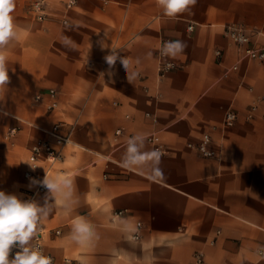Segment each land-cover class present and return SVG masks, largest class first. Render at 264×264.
<instances>
[{"label": "crops", "instance_id": "1", "mask_svg": "<svg viewBox=\"0 0 264 264\" xmlns=\"http://www.w3.org/2000/svg\"><path fill=\"white\" fill-rule=\"evenodd\" d=\"M33 1L16 0L20 36L5 46L10 82L0 91V110L9 115H0V190L21 197L29 188L23 172L30 145L52 139L48 128L59 122L68 140L47 173L72 178L74 189L67 207L50 192L37 202L51 208L41 220L44 251L58 264L65 257L81 264H145L148 257L152 264H189L196 251L203 257L198 264H264V60L242 57L223 31L226 23L243 24L264 46V0H197L175 19L156 0L70 6L42 0L39 19ZM162 36L187 47L159 78ZM64 37L73 43L65 45ZM101 41L109 48L102 50ZM110 48L129 61V75L139 76L129 81L119 60L109 69ZM51 88L58 105L49 110ZM252 103L257 110L248 119ZM227 108L239 116L223 127ZM10 127L16 131L6 136ZM203 131L210 132L214 156L188 146ZM153 132L165 147L162 176L152 175L151 162L124 168L129 138L136 137L140 151H152L146 135ZM45 168L43 161L37 171ZM119 208L124 212L113 217ZM76 217L98 235L92 247L71 240ZM137 220L140 236L130 240L126 227Z\"/></svg>", "mask_w": 264, "mask_h": 264}, {"label": "clouds", "instance_id": "2", "mask_svg": "<svg viewBox=\"0 0 264 264\" xmlns=\"http://www.w3.org/2000/svg\"><path fill=\"white\" fill-rule=\"evenodd\" d=\"M196 2L197 0H156L157 6L162 9V14L172 19L189 12ZM15 7L16 0H0V91H3L10 82L5 46L10 41L18 40L20 36L12 15ZM34 8L39 11L41 3L34 5ZM61 42L65 45L73 43L67 37H64ZM100 47L102 50L109 48L104 41L100 42ZM186 47V43L180 39L164 41L160 54L174 60L184 53ZM104 59L109 69L113 68L119 60L126 70L129 81L139 76L138 72H132L129 75V61L125 57L119 56L117 50L113 48H110L109 54ZM173 67L172 63H168L163 70L167 71ZM0 115H9V113L0 110ZM162 155L163 153L158 149L140 151L136 145V137H130L121 164L124 168L131 170L151 162L154 165L152 175L160 177L162 171L159 169L158 163ZM29 165L32 170L39 167L33 164ZM29 181V188H46L54 196L61 197L57 203L63 202L64 206L67 207V202L74 189L72 178L61 175L49 176L45 170V176L42 180L29 178ZM50 211L51 208L48 207L47 200L45 206L41 207L32 199L23 200L15 194H6L0 190V264H53L52 258L44 255L38 244L34 246L31 243L41 228V220H46ZM138 227L140 225H131L127 226L126 230L135 232ZM94 239L98 240L99 237L93 226L83 217H76L71 225V240L80 246L92 247ZM129 239H134V237L129 236ZM14 248L18 250L10 259V254ZM145 264H152L151 257L146 259Z\"/></svg>", "mask_w": 264, "mask_h": 264}, {"label": "built area", "instance_id": "3", "mask_svg": "<svg viewBox=\"0 0 264 264\" xmlns=\"http://www.w3.org/2000/svg\"><path fill=\"white\" fill-rule=\"evenodd\" d=\"M75 2V0H67L66 5L70 6ZM37 3H41V8L39 11H36L34 8V5ZM32 9L36 12L37 18L43 19L45 17V13L43 10V1L41 0H34L31 3ZM67 20L64 18L62 19V22H66ZM192 27V24L189 23L187 25V28L190 29ZM223 31L226 37L234 43L237 47L241 49V56L246 58H252V59H258V60H264V46H259L254 44L252 41V33L256 32L253 29H249L247 26L240 24V23H226L223 26ZM170 38L168 36H162L159 40L158 46L156 48V57H157V75L159 78L164 77L170 70L174 69L176 67V62L174 60H171L168 57L162 56L160 54L161 46L164 41H168ZM214 54L216 56H220L222 54L221 50L218 48L214 49ZM172 63L174 65L173 68L170 70L164 71L163 68L166 64ZM236 64L232 65L233 68H236ZM49 95V100L46 103V107L49 110L55 109L58 105V101L56 99V91L51 88L47 91ZM41 97L40 93H36L34 96L35 100H38ZM261 99H264V96L261 97ZM257 110V104L252 103L250 104L245 112V117L248 119H252L255 115V111ZM239 116V113L235 111L232 108H227L224 111L221 124L223 127H229L232 126L237 118ZM262 117H264V114H262ZM60 123L55 122L48 128V133L51 135L52 139L48 138H39L33 141L29 148L28 153V161L29 164H33L35 166H39L43 161L46 163L45 170L48 172V170L59 160L62 159L63 156V146L68 140V135L65 133H62L60 131ZM211 128H215V125H212ZM16 131V127H10L6 131V136L12 135ZM120 129L117 128L116 132H119ZM146 138L152 142L153 149H158L160 152H165V147L161 141V138L157 133H149L146 135ZM188 146L196 148V150L203 156H214L217 154V151L215 148L211 146V135L209 131H203L200 138L195 142H188ZM51 157V158H49ZM38 167L35 170H32L30 165L28 168H26L23 172L24 177H26L28 180L29 178H34L36 180H42L45 176V170L41 173L37 171ZM49 191L46 188L42 187H32L27 188L21 195V199L28 200L32 199L36 203L46 196V194ZM125 209H115L113 211L112 216L115 217L117 215H121L124 212ZM135 225H140L138 227V230L132 233V237L135 239L140 236V228L142 226V222L140 220H137L135 222ZM58 230H56L57 232ZM41 232L42 228L38 230V234L31 242L32 245H39L41 247V250L44 255L50 256L53 260V264H58L55 262V259L50 253H47L44 251L42 242H41ZM18 249L14 248L11 256H14L15 252ZM203 257L202 254L198 251L194 253V261L189 264H198L202 262ZM64 264H81L79 261H73L69 257L64 258Z\"/></svg>", "mask_w": 264, "mask_h": 264}]
</instances>
